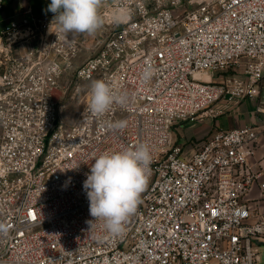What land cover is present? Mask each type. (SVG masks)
I'll return each instance as SVG.
<instances>
[{"label": "built area", "instance_id": "obj_1", "mask_svg": "<svg viewBox=\"0 0 264 264\" xmlns=\"http://www.w3.org/2000/svg\"><path fill=\"white\" fill-rule=\"evenodd\" d=\"M9 1L18 13L0 28V264H264L254 246L264 215L246 200L261 179L248 160L264 120L218 129L191 154L174 138L219 102L256 100L264 115V0H103L92 35L59 32L29 0H0V13ZM69 72L130 103L96 117L87 91L67 123L56 93ZM117 120L127 127L107 126ZM141 143L151 171L124 234L90 229L93 158Z\"/></svg>", "mask_w": 264, "mask_h": 264}, {"label": "clouds", "instance_id": "obj_2", "mask_svg": "<svg viewBox=\"0 0 264 264\" xmlns=\"http://www.w3.org/2000/svg\"><path fill=\"white\" fill-rule=\"evenodd\" d=\"M103 0H51L47 11L54 14L59 32L92 35L104 24L100 9ZM126 10L118 8L114 20L121 22ZM153 75L151 67L142 73L146 82ZM88 110L96 117H103L114 105L127 107L131 97L127 92H117L104 80H93L88 88ZM110 129L123 130L126 120L109 122ZM90 173L83 182L89 200V212L94 220L90 229L99 222L113 237L122 236L129 218L135 214L140 195L150 176L152 155L147 144L127 147L113 152H103L93 158ZM8 228L0 223V234L7 235Z\"/></svg>", "mask_w": 264, "mask_h": 264}, {"label": "crops", "instance_id": "obj_3", "mask_svg": "<svg viewBox=\"0 0 264 264\" xmlns=\"http://www.w3.org/2000/svg\"><path fill=\"white\" fill-rule=\"evenodd\" d=\"M21 2L26 4L28 0H22ZM29 3L31 4V0H29ZM6 4L9 11L12 5L17 7L15 2L9 1ZM2 27L3 25L0 26V28ZM256 105L257 101L250 99L234 103L219 102L204 113L198 120L189 122L184 126L183 135H185V138L183 139L197 140V148L194 149L197 150L204 143L205 139L218 129L238 128L248 124L261 125L264 120V115L256 113ZM221 117H224L225 123L227 122L229 127L221 126ZM185 143V141H182V143L179 144L184 145ZM248 163L253 171L261 173L260 182L264 181V132L260 136L255 155L248 160ZM260 182H256L251 187L246 195V200L255 213L264 215V190L260 187ZM254 246L259 252L261 261L264 262V237L256 239L254 241Z\"/></svg>", "mask_w": 264, "mask_h": 264}, {"label": "rangeland", "instance_id": "obj_4", "mask_svg": "<svg viewBox=\"0 0 264 264\" xmlns=\"http://www.w3.org/2000/svg\"><path fill=\"white\" fill-rule=\"evenodd\" d=\"M31 4L33 6L34 12L36 14H44L47 11V7L50 4L48 0H31ZM181 7V6H179ZM18 8L13 6L11 7L10 11L7 8V4L5 6V11L0 13V26L4 25L3 19L13 16L18 13ZM178 9V7H177ZM103 29V27H101ZM100 28V29H101ZM97 30L98 33L101 31ZM94 53V50L91 52ZM89 53L85 52L82 54V56L77 61V64L82 63L85 58L88 56ZM234 72L232 70L228 71V73ZM220 76V75H219ZM92 81H79L74 78L73 74L71 72L64 75L60 89L56 93V97H59L61 95V98L59 100V106H60V117L64 119L67 123H71L74 120H77L80 114V111L82 110V107L84 105V99L86 96V92L88 91L89 85ZM81 84V90L80 92H76V86L78 84ZM221 126L223 127H229L227 122L225 123L224 117H221ZM189 122H184L181 125H178L174 129V138L176 142L182 143V141H185L186 143L184 146L185 153H192L195 148H197V140L195 139H183L185 138V135H183L184 132V126L187 125Z\"/></svg>", "mask_w": 264, "mask_h": 264}]
</instances>
